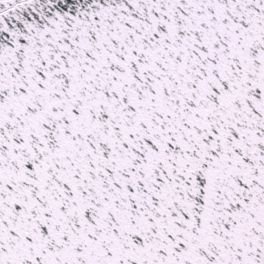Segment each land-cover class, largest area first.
Wrapping results in <instances>:
<instances>
[{
  "label": "snow or ice",
  "instance_id": "obj_1",
  "mask_svg": "<svg viewBox=\"0 0 264 264\" xmlns=\"http://www.w3.org/2000/svg\"><path fill=\"white\" fill-rule=\"evenodd\" d=\"M0 264H264V0H0Z\"/></svg>",
  "mask_w": 264,
  "mask_h": 264
}]
</instances>
